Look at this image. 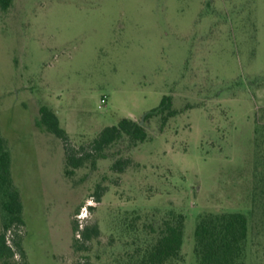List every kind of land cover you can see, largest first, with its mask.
Here are the masks:
<instances>
[{"label":"rangeland","instance_id":"obj_1","mask_svg":"<svg viewBox=\"0 0 264 264\" xmlns=\"http://www.w3.org/2000/svg\"><path fill=\"white\" fill-rule=\"evenodd\" d=\"M164 96L177 113L162 130L152 118L145 142L122 139L72 176L37 126L45 106L80 149ZM0 135L24 208L7 234L21 264H132L152 243L143 226L169 212L184 216L173 264H197L194 228L213 213H243V264H264V0H13L0 9Z\"/></svg>","mask_w":264,"mask_h":264},{"label":"trees","instance_id":"obj_2","mask_svg":"<svg viewBox=\"0 0 264 264\" xmlns=\"http://www.w3.org/2000/svg\"><path fill=\"white\" fill-rule=\"evenodd\" d=\"M13 0H0L1 11H6ZM37 126L60 140L64 154V174L72 176L87 162L95 168L98 159L106 158V151L127 139L136 147L149 138V131L143 123L154 117L160 119V130L168 119L176 115L171 109V97L164 96L156 109L145 113L142 123L129 118H122L115 126L102 129L86 147L76 149L71 145L68 134L59 125L56 115L47 107L39 108ZM127 158L114 161L110 170L120 174L130 166ZM106 187L97 185L92 198L99 203L106 192ZM21 194L12 175V159L6 140L0 135V205L4 214L0 230V264H21L15 257L25 259L21 238L14 233L12 244L8 243L7 234L14 227H24L23 203ZM92 208H90L91 210ZM78 224L74 225L76 232ZM152 243L132 264H173L180 256L183 241L184 216L169 212L157 225L147 224ZM248 222L243 213H213L199 217L193 232V253L197 264H243ZM83 241L97 239L100 231L97 224L85 226L79 231Z\"/></svg>","mask_w":264,"mask_h":264}]
</instances>
